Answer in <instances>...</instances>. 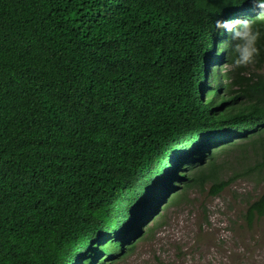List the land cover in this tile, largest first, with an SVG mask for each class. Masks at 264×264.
<instances>
[{
    "label": "trees",
    "instance_id": "1",
    "mask_svg": "<svg viewBox=\"0 0 264 264\" xmlns=\"http://www.w3.org/2000/svg\"><path fill=\"white\" fill-rule=\"evenodd\" d=\"M259 11L251 0H0V264H113L164 204L229 186L226 153L253 157L248 174H260ZM235 18L261 32L255 63L237 69L231 34L214 30ZM246 216H264V193Z\"/></svg>",
    "mask_w": 264,
    "mask_h": 264
},
{
    "label": "rangeland",
    "instance_id": "2",
    "mask_svg": "<svg viewBox=\"0 0 264 264\" xmlns=\"http://www.w3.org/2000/svg\"><path fill=\"white\" fill-rule=\"evenodd\" d=\"M238 155L219 159V179H234L219 195L211 193L209 183L175 205L164 204L155 231L113 264H264V216L251 223L246 216L264 193V169L248 174L253 157L247 165L234 160ZM193 162L183 171L188 176Z\"/></svg>",
    "mask_w": 264,
    "mask_h": 264
},
{
    "label": "clouds",
    "instance_id": "3",
    "mask_svg": "<svg viewBox=\"0 0 264 264\" xmlns=\"http://www.w3.org/2000/svg\"><path fill=\"white\" fill-rule=\"evenodd\" d=\"M251 3L260 10L256 18L264 19V0H251ZM214 30L221 34L226 30L231 34L233 69L247 67L255 63V58L259 55L257 42L261 37V32L254 26L253 20L241 18L216 20ZM186 164L184 166H187ZM184 169L186 168L184 167L182 170L185 171Z\"/></svg>",
    "mask_w": 264,
    "mask_h": 264
}]
</instances>
